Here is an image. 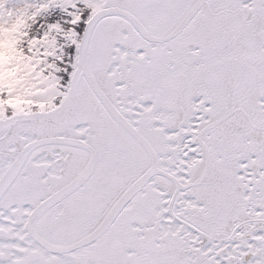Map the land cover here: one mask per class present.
Segmentation results:
<instances>
[{
	"label": "snow or ice",
	"instance_id": "6c2138e0",
	"mask_svg": "<svg viewBox=\"0 0 264 264\" xmlns=\"http://www.w3.org/2000/svg\"><path fill=\"white\" fill-rule=\"evenodd\" d=\"M0 264H264V0H0Z\"/></svg>",
	"mask_w": 264,
	"mask_h": 264
}]
</instances>
